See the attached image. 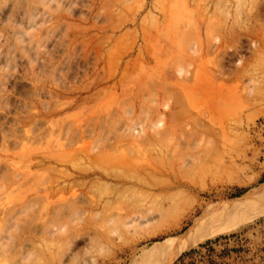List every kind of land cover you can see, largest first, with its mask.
<instances>
[{"label": "rangeland", "instance_id": "obj_1", "mask_svg": "<svg viewBox=\"0 0 264 264\" xmlns=\"http://www.w3.org/2000/svg\"><path fill=\"white\" fill-rule=\"evenodd\" d=\"M0 264H264V0H0Z\"/></svg>", "mask_w": 264, "mask_h": 264}, {"label": "bare ground", "instance_id": "obj_2", "mask_svg": "<svg viewBox=\"0 0 264 264\" xmlns=\"http://www.w3.org/2000/svg\"><path fill=\"white\" fill-rule=\"evenodd\" d=\"M180 240V239H179ZM202 240H195L193 243H191L190 245L186 246V245H181L179 246L176 250L171 251V254L169 256V258L174 257L176 254H178L180 251L186 250L192 246H194L195 244L201 242Z\"/></svg>", "mask_w": 264, "mask_h": 264}]
</instances>
